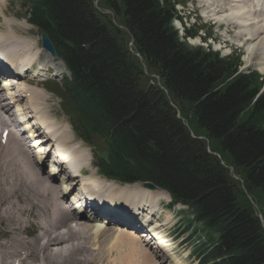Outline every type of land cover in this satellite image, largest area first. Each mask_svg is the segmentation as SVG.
Instances as JSON below:
<instances>
[{"label": "trees", "instance_id": "16d2710c", "mask_svg": "<svg viewBox=\"0 0 264 264\" xmlns=\"http://www.w3.org/2000/svg\"><path fill=\"white\" fill-rule=\"evenodd\" d=\"M101 3L124 29L93 0H22L70 72L59 88L74 132L105 142V177L152 182L188 206L186 224L204 234L192 229L201 264H264V226L244 191L264 195L259 73L240 71L237 55L189 46L172 25L175 0Z\"/></svg>", "mask_w": 264, "mask_h": 264}, {"label": "bare ground", "instance_id": "6f19581e", "mask_svg": "<svg viewBox=\"0 0 264 264\" xmlns=\"http://www.w3.org/2000/svg\"><path fill=\"white\" fill-rule=\"evenodd\" d=\"M232 1L226 0L224 3L222 2L226 6L225 8L230 10V14L224 20L230 17L231 19L228 20L238 21L237 24H240L238 29H243L246 25L252 26L253 32L249 31L252 34L247 32L246 37L251 36L247 38L250 41L248 49L252 51L250 56L255 55L264 43V34L263 37L259 36L264 33V27L262 28L261 26L264 20L254 21V18L252 23L247 24L249 9L245 7L243 0ZM236 2H242V4L239 6L235 4ZM227 3L232 4L230 5L231 9ZM256 4V6H264V0H257ZM262 6L255 8L261 10ZM0 9L3 11L2 3H0ZM213 15L216 16L215 14ZM9 22V20L6 21L7 24ZM244 29L247 30L248 27ZM238 33L240 35L243 32L238 31ZM0 38L6 44L4 45L0 42V51L2 50L1 44L5 47L8 46L10 51V56L8 57L13 62H19V65L26 63L33 66L36 58L40 55L36 53L37 51L35 52L34 43L28 39L18 40L14 35L12 37L5 34ZM6 41H16L15 43H18L16 50L13 42ZM253 41L255 43L257 41L256 45ZM251 43L255 46L251 45ZM4 55L7 56V54L3 53ZM39 58H41V55ZM262 61H264V56H262ZM59 63L65 69L63 62L61 63L60 61ZM261 71L264 73V66ZM0 72L1 75L4 74L2 72H11L17 75L14 71H10L9 68L5 69L2 66H0ZM13 82L15 83L16 81L13 80ZM20 84L15 83V85H19V89H21ZM5 86L8 88V94L12 95L16 103H18L16 107L19 106L20 102H23L25 97V103H27L25 108L31 109L33 114L36 113L35 117L40 116L39 126L45 128L48 126L47 132L53 134L52 137L57 138L55 143L57 149L61 147L66 152L68 160L73 163L82 159V166L84 167L79 170L82 174L76 178L66 176L63 167L59 168L53 165L51 170L48 171L40 164L41 160L45 159L44 151L39 147L42 146L40 144H43V142L41 143L43 140H37L34 144H29L28 141L21 137L18 130L11 131L6 140H2L0 134V236L2 237V240H0V264H40L41 258L46 261L45 264H90L94 258L100 262L106 258L105 247L112 249L114 253L113 261L111 262L109 258L106 262L107 264H143L144 261V264H165V262H170L168 264H182L175 257L164 260L166 255L167 257H170V255L168 250H164L168 245L166 246L162 240L161 231L163 227L161 228V226L168 224L169 217L162 224H158L159 226L156 225V227L158 226L157 228L148 226L151 232L138 236L127 229H124L121 234L105 228L103 224H94L92 215L98 214L97 209L90 210L89 214V212L76 211L63 205L61 199L67 193L65 191L74 190L80 184L85 187L91 186L94 189V193L99 197L97 199L93 195V199L98 201V204L102 203L104 207H108H105V211H108L106 214L107 219L124 223L126 224L125 226H136L131 221V217L134 218L136 216L128 211V209L132 208V205H138L140 209H153L154 211L155 205L162 199L169 200L170 196L161 189H147L138 183L125 185L108 179L103 180V183L87 176L88 173L94 174L96 172V170L93 171L95 167L93 155L79 144L81 143L80 141H78L79 143L77 141L70 143L71 136L68 135L67 128H64L63 125L55 127V124L48 119L45 114V107L46 109L48 108L45 105V99L38 93L39 90L36 92L34 89H29L28 86L24 85L21 89L24 94L23 97L22 93L14 92L13 88L12 90L9 89L10 82L4 81L0 86V127H12L14 125L13 120L9 121L8 119V115H11V113L8 98L2 92V88ZM21 110L23 109L21 108ZM30 119L33 120L32 117ZM32 120H27L26 122L29 124L25 123V127H28L30 132L28 137L33 139L36 131H33L32 124L36 127L38 125L36 121ZM33 152L39 155L37 161L33 159ZM87 170L89 172H86ZM11 186L18 188L17 195L12 193ZM125 213H128L127 216L124 215ZM140 220H142V217ZM157 229L159 230L156 231ZM144 231L146 232V229ZM82 236L87 238V241L80 239ZM142 237L145 240H142ZM154 240L158 241V248L162 252L163 262L159 259H154L157 256L156 252L147 249L141 250L139 247L141 245L149 246L150 242ZM88 243H92L94 248H90ZM156 244L157 242H154V245ZM144 246L141 247L144 248ZM37 254L38 257H41L38 258L39 260L34 258ZM42 264H44L43 260Z\"/></svg>", "mask_w": 264, "mask_h": 264}, {"label": "rangeland", "instance_id": "374dc122", "mask_svg": "<svg viewBox=\"0 0 264 264\" xmlns=\"http://www.w3.org/2000/svg\"><path fill=\"white\" fill-rule=\"evenodd\" d=\"M219 1L218 0L217 1L216 0H179L180 4L179 3L177 4V8L179 11L178 12L179 15L180 16L182 15L183 17L184 27H187L189 29L193 27V29L191 30H194V28L195 29L201 28L198 32L199 36L187 39L186 43L192 47H198V46H201V47L203 46L204 48L209 47L210 49L214 51H218L220 55L222 56H225L231 53H232L231 55H237L241 63V66H240L241 70H245V71L255 70L256 72H259L260 79L263 81L262 90H264V73L261 71V68L264 66V61H262V56H264V43L261 45L259 51H257L255 55L250 56L252 51L248 49V44L250 45V41H248L249 39L247 38L251 36L246 37L247 36L246 34L247 32L248 34H252L250 33V32H253L252 26L249 27V25H246L243 27V29L245 27H248L247 30L246 29L243 30L242 28L238 29V26L240 24H237L238 22L237 20L234 19L237 22L228 20V19H231L230 17L224 20L225 18H227L226 16L230 14V10H227V8H225L226 7L225 4H223L226 0H219ZM230 1L233 2L232 0ZM242 2L243 4H245V7H247V9H249L250 11L249 17L247 18V22H248L247 24L252 23L254 18H255L254 21L264 20L263 18L264 17V6L262 5L256 6L257 0H243ZM242 2H236L235 4L240 6ZM0 3H2V7H3V11H1L2 9H0V37H3V35L5 34L8 36H12V37L14 35L17 37L18 40L28 39L32 43H34L35 46H33L32 44L31 45L35 47L34 49L35 52L37 51L36 53L41 55V58H39L40 57L39 55V57L36 58L35 63H34L37 65V70H35L34 72L35 74H38L37 79L35 80H30V79L25 80L24 79V81L28 82L27 86L29 87V89H34L36 92H38L39 90L38 93H40L45 99L44 102L48 108L46 109L45 107V114L47 115L48 119L55 124V127H59L63 125L64 128H67L69 132L68 135L71 136L70 143H75V141L77 142L80 141L81 143H83L81 144L78 142L82 147H84V149L89 150L91 152V154L93 155V158L95 159L94 165H96L97 158L95 154L98 150H104V149L106 150V146L104 144L105 142L104 141L102 142V140L96 139V138H93L92 141L87 142V141L80 139L78 136H75V134L73 133L71 129V125H70L72 124L71 117L67 114L65 105L62 99L59 97L60 96L59 86L55 85L53 82H49V81L45 82L48 79L59 81L64 76H66L65 75L66 71L64 67L59 63L60 60L49 56L46 52L43 53L44 51L41 45V31L37 26L28 23L27 17L29 15H26V12L24 8L22 7V0H0ZM93 3L100 13L107 14L109 12L108 10H106V8H103L101 0H93ZM228 5H229V8L231 9L230 5L232 4H228ZM259 6H262L261 10H258L255 8V7L259 8ZM221 7H223L224 10ZM213 14H215L218 17L214 16ZM109 15H111V19L113 20L114 23L118 25L121 23V17L119 16L117 17L110 13ZM7 20L10 21L8 24L6 23ZM180 23L181 22L179 21L178 22L175 21L174 25L176 27H179L181 25ZM263 24L261 25L262 28L264 27ZM119 27L124 29V27H122L121 25H119ZM238 31H241L243 33H240L239 35ZM10 33H12L13 35ZM263 34L264 33H262L259 36L263 37ZM125 35L128 39H130L127 33ZM179 35L181 37L183 36V32L181 33V29L179 31ZM203 37L212 38L213 40H209V39L204 40ZM0 42L6 45L4 42H2L1 38H0ZM6 42H13V41H6ZM15 42L16 41H14L13 44H15V50H16V48L18 47V43H15ZM253 43L256 45L257 41L256 43L255 41H253ZM254 44L251 43V45L255 46ZM4 45H3V48L5 47ZM129 45H130V48H132L131 43ZM6 48L7 46L5 47V49ZM7 49L9 50V47ZM140 61L144 63L141 59ZM143 67L145 69V66ZM46 71H51V72L48 75ZM145 71L148 77L152 76L151 74H148L147 69H145ZM28 74L29 76L33 75L30 73ZM39 79L44 80L45 83L43 82L40 84ZM155 81L157 84H161L160 80H158L157 78H155ZM25 101L26 100L23 99V103L27 105ZM184 121L190 126L187 120H184ZM212 146L214 150H216L217 152L219 153L222 152L221 145L220 143H218L217 140L213 141ZM94 170H96L94 174L88 173L87 176L92 177L104 183L103 180H105V178L99 175L95 167L93 168V171ZM232 170L233 169L230 168L231 174L234 175ZM86 172H89V171L87 170ZM235 178L237 177L235 176ZM237 180L239 181L240 179L237 178ZM11 191L15 195H17L18 188L11 186ZM245 194L250 204L254 207L255 212L261 219V222L264 226V195L262 194V191L260 189H254L252 190L251 194L247 193V191L245 192ZM165 205H166V201L163 203V205H161L163 206V209L161 210L162 212H158L157 214L155 213L157 217H159V219H161L162 221H164L167 217H169L168 224L161 226V228L163 227L161 234H162V240L165 242V245L167 246L171 244V248L173 250H170V246H167V248L164 250H168L169 254L171 255L174 254V256H176V258H178V260H180L182 264H198L197 258L192 252L194 241H191L190 237L193 235L192 229L194 227L198 228L197 232H195L196 235L198 234V235L204 236V234L201 231H199V228H200L199 224H194L193 222L192 223L190 222L188 225L186 224V221L188 220L190 221L193 217L192 213L190 212V210L187 209V207L175 206L169 209L168 206L167 205L165 206ZM156 225H158V223ZM156 225L153 227L151 226V227L154 228L156 227ZM166 234H169L168 238L166 237ZM80 239H85V241H87V238H84L83 236ZM192 239L194 240L193 237ZM0 240H2L1 236H0ZM196 242L197 241H195V243ZM88 245L90 246V248L92 249L94 248L92 243H88ZM141 246H144V245H141ZM141 246H139L141 250L147 249V250L153 251L151 250L152 249L151 247L149 248V246H144V248H142ZM173 246H176V248H173ZM154 251L157 253L156 255L162 254L157 249ZM104 252L106 254V258L104 260H101L100 262L94 258L93 262H91L90 264H107L106 262L109 260V258L111 259V262H112L114 259V253L112 252V249L105 247ZM153 254L155 255L154 252ZM34 258L39 260L38 258H41V257H38V254H37L35 255ZM161 258H162L161 256L154 257L155 260L159 259L163 262L164 260ZM42 260L44 261V264H45L46 261L43 258H41L40 259L41 263H42ZM168 263L165 262V264H168Z\"/></svg>", "mask_w": 264, "mask_h": 264}, {"label": "water", "instance_id": "95a60500", "mask_svg": "<svg viewBox=\"0 0 264 264\" xmlns=\"http://www.w3.org/2000/svg\"><path fill=\"white\" fill-rule=\"evenodd\" d=\"M41 42H42V47L44 48V50L46 52H49L53 57H56V49L54 47L53 42L51 41V39L49 38V36L47 35V33H42L41 35ZM98 155L102 158V159H106L107 158V152L106 151H98ZM141 185L144 188L147 189H156L158 188L154 183L152 182H142ZM159 189V188H158Z\"/></svg>", "mask_w": 264, "mask_h": 264}]
</instances>
